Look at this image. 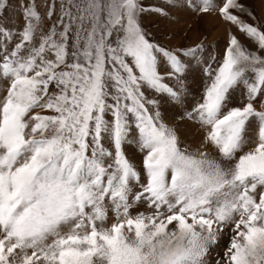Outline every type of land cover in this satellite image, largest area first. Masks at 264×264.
<instances>
[{
  "label": "snow or ice",
  "instance_id": "snow-or-ice-1",
  "mask_svg": "<svg viewBox=\"0 0 264 264\" xmlns=\"http://www.w3.org/2000/svg\"><path fill=\"white\" fill-rule=\"evenodd\" d=\"M0 264H264V7L0 0Z\"/></svg>",
  "mask_w": 264,
  "mask_h": 264
},
{
  "label": "rangeland",
  "instance_id": "rangeland-1",
  "mask_svg": "<svg viewBox=\"0 0 264 264\" xmlns=\"http://www.w3.org/2000/svg\"><path fill=\"white\" fill-rule=\"evenodd\" d=\"M246 3H251L256 10L257 14L259 15V10L261 7H264V0H245ZM146 24L151 23L150 20L145 21ZM220 35V32H210L209 33V40L215 39L216 36ZM194 39L196 37H193Z\"/></svg>",
  "mask_w": 264,
  "mask_h": 264
}]
</instances>
